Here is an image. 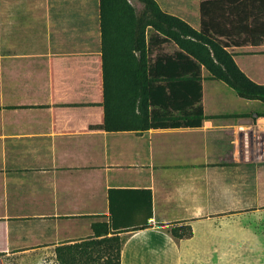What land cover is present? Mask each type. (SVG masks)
Returning a JSON list of instances; mask_svg holds the SVG:
<instances>
[{
	"label": "crops",
	"instance_id": "0c3cea01",
	"mask_svg": "<svg viewBox=\"0 0 264 264\" xmlns=\"http://www.w3.org/2000/svg\"><path fill=\"white\" fill-rule=\"evenodd\" d=\"M158 2L200 28L201 0ZM102 46L101 0H0V256H57L110 221V189L140 188L154 216L120 233L122 264H230L234 210L264 209V103L208 112L203 67L199 127L55 132L52 61L101 59ZM232 51L264 83V43ZM181 223L192 236L170 232Z\"/></svg>",
	"mask_w": 264,
	"mask_h": 264
},
{
	"label": "trees",
	"instance_id": "16d2710c",
	"mask_svg": "<svg viewBox=\"0 0 264 264\" xmlns=\"http://www.w3.org/2000/svg\"><path fill=\"white\" fill-rule=\"evenodd\" d=\"M101 0L102 65L93 99L71 109L90 65L77 57L54 58L51 71L53 127L57 133L199 127L203 67L245 99L264 103V83L235 60L234 46L264 43V0H201V25L165 11L158 0ZM175 44L177 48L166 51ZM261 114H264L262 112ZM110 221L94 223V237L59 248L61 264H122L121 232L150 226L151 189L112 188ZM146 198V201L143 200ZM176 238L192 236L191 224L170 228ZM111 233V234H110Z\"/></svg>",
	"mask_w": 264,
	"mask_h": 264
},
{
	"label": "rangeland",
	"instance_id": "374dc122",
	"mask_svg": "<svg viewBox=\"0 0 264 264\" xmlns=\"http://www.w3.org/2000/svg\"><path fill=\"white\" fill-rule=\"evenodd\" d=\"M176 48L175 44H169L165 50L173 51ZM78 60L90 65L86 68L84 81L79 87L81 97L73 102L76 103L75 105H71V109L82 110L93 99L96 71L102 65L103 59ZM62 62V65H65L66 61ZM205 73L208 74L207 71ZM245 101L225 82L216 79L205 80V105L208 112L234 116V113L243 107ZM233 215L234 256L229 257L228 262L230 264H264V209L241 208L234 210ZM58 255L0 256V264H61Z\"/></svg>",
	"mask_w": 264,
	"mask_h": 264
}]
</instances>
